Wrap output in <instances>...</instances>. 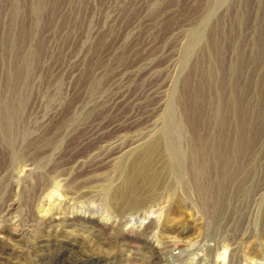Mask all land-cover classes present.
<instances>
[{
	"label": "rangeland",
	"instance_id": "rangeland-1",
	"mask_svg": "<svg viewBox=\"0 0 264 264\" xmlns=\"http://www.w3.org/2000/svg\"><path fill=\"white\" fill-rule=\"evenodd\" d=\"M222 116L243 146L215 210H167L169 179L142 209L105 200L120 160ZM95 144L105 171L72 184ZM0 264H264V0H0Z\"/></svg>",
	"mask_w": 264,
	"mask_h": 264
},
{
	"label": "bare ground",
	"instance_id": "bare-ground-1",
	"mask_svg": "<svg viewBox=\"0 0 264 264\" xmlns=\"http://www.w3.org/2000/svg\"><path fill=\"white\" fill-rule=\"evenodd\" d=\"M193 118H196V116ZM239 119L242 122L243 119L241 115H239ZM198 120H200V118ZM218 124L219 126L214 133L210 128L211 125L208 126L209 130L205 136L199 135L197 133V128H193L192 133H190V137H193V139L188 141L186 148H183L181 144L176 141L177 135L174 138V131H171L170 127L166 128L158 142L147 143L119 161L116 169L117 178L120 180L123 176V182L118 188L110 184L101 187V192L105 200L108 199V196L114 197V202L116 203L117 201V204L121 206L120 208H124L125 206L129 207L131 210L142 209L148 204L155 202V195L158 193L162 195L165 183L169 179L170 182L166 193L169 195L170 201L166 206L167 210L179 208V200L182 196H186L187 201H189L188 203L192 206H196L197 203L206 211L214 209V206H216L215 204L221 202L220 200L226 194L232 175L237 172L236 160L232 159L230 152L234 139H232L230 130L227 129L229 119L222 116L218 120ZM123 137L125 138L126 136ZM110 138V140H112L114 137L111 136ZM121 140L122 138L117 139L116 144L115 141L106 146L108 147L114 144L113 147L110 149L105 147V150H103L104 155L105 153L108 154V156H105L107 157V159H105L107 160L105 161L106 163L115 161L117 154L123 153L126 149L129 150L133 145L137 144L136 141H130L129 143L127 142L125 146L123 143L124 140ZM240 141L241 139H238V141L233 144L235 149L239 148V145L240 147L243 146ZM102 147L103 146L99 148V146L95 144L89 149L87 154L92 157L96 155V152ZM161 148H164L163 152L161 150L162 153L159 152ZM241 149L243 148H240V150ZM113 150L114 152H112ZM93 158L94 159L90 162V165L92 164L90 169L81 176L72 177V184L77 180L79 181V179L80 183H82L84 181L83 178L89 180V178L102 176L105 171L102 167L105 163L104 158L103 160L101 158L99 159L97 155ZM159 163H165L164 168H161L160 165H158ZM86 164V162H83L80 166ZM232 169L234 170L233 173L231 172ZM41 177L42 176H40V179H42ZM65 181L66 178L62 179L63 184L56 186L51 198H53L54 194L59 192V190H66L68 193L74 192L73 187L72 190H69V187L67 188V186H65ZM86 196L88 198L91 197V195L88 194H86ZM46 212H51V210L49 209ZM104 212L106 213L107 211ZM147 213L149 215L152 212ZM147 213L143 215L142 219L148 218ZM109 215L110 213L107 212L106 222L109 219ZM133 220H136V222L141 221L137 218Z\"/></svg>",
	"mask_w": 264,
	"mask_h": 264
}]
</instances>
